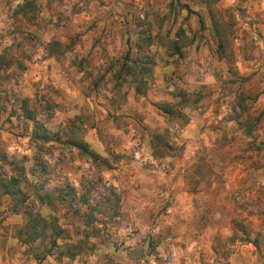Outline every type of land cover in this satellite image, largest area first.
I'll return each mask as SVG.
<instances>
[{
    "label": "clouds",
    "instance_id": "clouds-1",
    "mask_svg": "<svg viewBox=\"0 0 264 264\" xmlns=\"http://www.w3.org/2000/svg\"><path fill=\"white\" fill-rule=\"evenodd\" d=\"M0 264H264V0H0Z\"/></svg>",
    "mask_w": 264,
    "mask_h": 264
}]
</instances>
